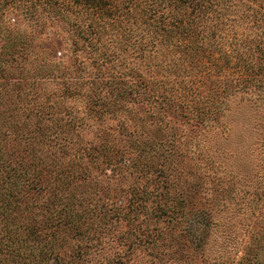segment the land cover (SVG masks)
<instances>
[{
	"label": "trees",
	"instance_id": "1",
	"mask_svg": "<svg viewBox=\"0 0 264 264\" xmlns=\"http://www.w3.org/2000/svg\"><path fill=\"white\" fill-rule=\"evenodd\" d=\"M246 1L0 0V264L80 263L65 234L92 230L83 201L35 192L87 178L83 154H108L112 170L146 154V173L155 154H183L181 167L156 163L129 191L138 203L118 209L134 223L151 201L163 222L153 244L201 194L190 154H208L206 170L220 154H252L253 138L264 148V4ZM54 154L77 167L53 170Z\"/></svg>",
	"mask_w": 264,
	"mask_h": 264
},
{
	"label": "rangeland",
	"instance_id": "2",
	"mask_svg": "<svg viewBox=\"0 0 264 264\" xmlns=\"http://www.w3.org/2000/svg\"><path fill=\"white\" fill-rule=\"evenodd\" d=\"M260 1L264 4V0ZM53 40L55 52H62L68 60L70 52L62 37L58 35ZM255 139L252 154H220L218 164L209 161L211 167L206 170L202 166L208 154H190L202 162L195 163L204 173L198 179L201 194L192 198L185 218L168 223L165 232L169 236L153 244L152 234L160 232L163 222L151 211V201L146 207L140 205L134 223L122 218L118 209L135 205L133 202L137 200H132L134 193L129 191L134 185L141 187L145 175L147 178L156 175L152 171L156 163L164 164L166 160L163 166L169 171L186 164L183 154H155L149 173L140 171L146 154H126L138 166L122 170L116 167L112 170L107 161L103 163L108 154L100 155V163L94 160L98 154H83L81 164L87 168V178H70L69 186L52 179L50 189L41 192L37 188L35 196L41 198L38 200L41 203L44 196L47 200L48 194L51 198L61 190L63 196L67 192L70 196L67 203L80 205L83 201L80 207L88 211L87 223L92 221V230L80 235L73 229L65 234L67 241L83 246L80 251L83 257L76 264H264V148ZM63 155L72 156L54 154L53 170L77 167L75 162L67 164L68 157L64 159ZM220 175L225 176L220 179ZM55 199L64 207V197L61 201ZM183 225L190 228L186 236Z\"/></svg>",
	"mask_w": 264,
	"mask_h": 264
}]
</instances>
